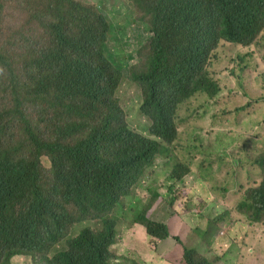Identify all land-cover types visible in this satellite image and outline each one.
Instances as JSON below:
<instances>
[{"label":"trees","instance_id":"obj_1","mask_svg":"<svg viewBox=\"0 0 264 264\" xmlns=\"http://www.w3.org/2000/svg\"><path fill=\"white\" fill-rule=\"evenodd\" d=\"M34 1L6 4L21 8ZM197 1L130 0L125 15L123 9L116 11L122 27L114 23L116 12H109L112 26L99 10L81 2L62 7L61 0H41L35 14L43 30L30 33V38L23 28L8 37L9 45L0 43L5 66L0 72L13 75L9 96L0 103V264L30 254L41 264H143L131 259L132 254L144 259L142 241L149 235L169 236L165 225L144 218L145 228L118 225L112 213L165 145L181 135L178 111L183 102L195 94L212 99L222 90L212 65L223 44L206 34L205 18L194 11ZM169 2L176 5L177 17L153 29L149 44L136 50L141 68L114 55L108 41L113 27L125 46L126 21L153 22L160 6ZM13 61L16 67H7ZM125 76L141 87L140 111L151 121L153 139L131 128L119 102ZM64 115L74 121L73 134L47 147L41 137ZM43 156L51 163L48 175L43 173ZM257 163L264 168V158ZM203 166L178 160L173 177ZM69 195L83 203L84 218L66 217L60 209V199L70 200ZM250 197L258 201L257 207L250 205ZM240 210L251 224L264 220V183L247 190ZM94 220L100 221V229L83 225ZM116 241L126 256L112 252ZM185 252L188 264H199L194 250Z\"/></svg>","mask_w":264,"mask_h":264},{"label":"rangeland","instance_id":"obj_2","mask_svg":"<svg viewBox=\"0 0 264 264\" xmlns=\"http://www.w3.org/2000/svg\"><path fill=\"white\" fill-rule=\"evenodd\" d=\"M40 1L35 0L32 5L26 4L19 8L14 4H6L15 3L16 0H0L5 2L0 11L1 44L9 45L8 37L23 28L30 38V33L43 30L36 21L41 17L35 14ZM79 1L100 5L110 21L109 12L123 9L125 15L128 7L131 8L130 0ZM114 23L123 27L122 16L117 12ZM126 32L127 45L122 46L116 26L113 27L108 40L110 49L114 55L119 54L118 57L125 59L127 53H132L133 62H138L140 57L136 50L146 43L144 22L129 18ZM222 47L219 60L213 61L212 65L214 78L222 87L220 94L212 99L198 95L182 106L179 119L182 131L173 152L174 160L170 163L171 157H159L149 171L159 172L157 178H161L163 172L169 174L174 169L178 160L192 159L198 165H204L201 169L190 167V170L182 171L192 172L196 180L204 178L195 195L190 190L187 192L188 198L192 197L189 208L194 207V210L203 212V217H199L202 222L199 227L195 222L190 231L177 230L181 237L180 245L169 246L167 241L161 249L169 252L172 262H179L184 248H196L197 257L200 253L203 255L201 259L205 260L214 258L218 253L219 260L214 262L218 264H264V220L251 224L240 210V206L246 202L247 190L262 182L257 183L259 171L253 161L264 156V104L259 103L260 99L264 100V44L253 46L245 55H242V48L238 46L223 44ZM9 60L15 59L10 55ZM2 68L5 66L0 63ZM229 70H233L234 74L228 75ZM12 77L11 72H0V100ZM119 97L131 128L147 134L151 122L139 114L141 91L138 86L126 80L120 88ZM243 125L249 126L245 130L238 128ZM43 164L46 169L49 168L46 159ZM248 172L252 173L249 177ZM254 183L257 184L252 185ZM133 191L142 204V194L147 195L139 188ZM257 202L250 197L251 206L257 207ZM116 218L118 225L125 223L123 216ZM206 218L213 219V223L209 224ZM175 227L172 225L174 231ZM221 231L224 236L219 235ZM211 244L214 245L212 249ZM43 246L55 249L47 243ZM118 248H112V252L126 256L125 251ZM11 264H41V259L32 254L20 255L13 258Z\"/></svg>","mask_w":264,"mask_h":264},{"label":"clouds","instance_id":"obj_3","mask_svg":"<svg viewBox=\"0 0 264 264\" xmlns=\"http://www.w3.org/2000/svg\"><path fill=\"white\" fill-rule=\"evenodd\" d=\"M81 2L87 6L94 7L95 9L99 10L102 14L106 16L108 21L112 24V22L109 20L107 15L104 13L102 7L100 5L93 6L87 3H84L79 0H61L62 7L68 6L71 3H77ZM194 11L197 14L202 15L206 20V34L208 37L220 40L219 44H228V45H235L238 46L241 49V52H243L242 55L248 54L251 50V48L258 44H264V0H198L194 6ZM177 17V8L174 3H165L160 6V8L157 11V17L154 19L153 22H150V19L147 18L144 21V27L146 30V43L149 44V41L152 36V31L155 28H160L168 24L170 21L175 20ZM113 26V24H112ZM111 36V34H110ZM130 55V56H129ZM126 59H129V64L131 66H137L141 68V59L139 58L138 62H133L134 57L132 53H127ZM10 67L15 68L16 64L15 61L9 63ZM126 80L133 81L138 88L141 91V87L139 84L131 77V76H125L122 83L120 84L119 90H118V97H119V91L122 86V84ZM216 80V79H215ZM217 81V80H216ZM219 83V82H218ZM9 85H6L3 91V96L0 100V103L9 96L7 89ZM221 87V86H220ZM222 88V87H221ZM198 96V94H195L191 98L187 99L183 102V104L179 107L178 111V118L180 119V111L182 109V106L185 105L187 102L192 100ZM120 102V97H119ZM142 102V95L141 100L139 104V114L141 116L145 117L141 114L140 107ZM259 103L264 104V100L259 101ZM121 104V102H120ZM148 119V118H147ZM150 120V119H149ZM151 122V121H150ZM131 126V125H130ZM151 126V123H150ZM148 129V133H141L137 132L138 134L153 139L154 137L151 135V129ZM249 125H243L239 126L238 128L241 130H245L248 128ZM134 130V129H133ZM74 132V121H72L68 116H61L58 118L55 124V128L51 133L43 134L41 137L42 141H45L48 143L47 147L53 146L59 139L64 137H70ZM243 133H246V131H243ZM180 136H178L177 140L170 144L165 145V148L161 154H159L156 157V161L159 159V157H171L170 163L172 160H174L175 155L173 154L174 149L176 147V144L179 141ZM247 149L243 150L246 151ZM261 157L260 159H263ZM46 159L49 162V168L46 169L44 167L43 161ZM260 159H257L253 161L254 167L257 168L259 171V177L257 179V183L260 181L262 185L264 183V168H261L259 164L257 163ZM42 167H43V173L45 175L49 174L51 163L47 156H43L42 159ZM155 166V161L154 165ZM152 169V167L147 170V172H144L143 176L139 180L137 184H135L129 194L127 196H124L120 199L118 204L115 206V209L112 213L113 220L117 222V216L121 215L124 218L125 223H120L124 225L126 228H145V224L141 221L142 218L146 219L147 221H151L155 224H162L167 227L169 236L164 239H160L154 236H147L145 240L141 243V249L143 250V253L145 255L143 260H140V254H132L131 257L143 264H179L180 261H182L184 264H188L186 259V252L185 248L183 250L182 256L180 257L179 262H172L170 260V254L166 249H161L163 244L167 241H169V246H178L181 244L180 240V234L177 232V230L180 231H190L192 229V226L196 222V224L200 225L202 222L199 220V217H203V212L194 210V207L189 208L185 204V202L191 203V198L187 196V192L190 190L194 193V195L197 193L199 186L204 181V178H201L199 180L195 179V174H192V172H179L180 177L174 178L175 175L174 169H171V172L169 174H165L166 172L162 173L161 178H157L158 181L161 183L164 179L163 184H167L165 186L166 189L169 190V194L167 199H163L158 195V192L150 191L151 188L149 186H157L151 179L155 177V175L159 172H149ZM249 173V172H248ZM192 174V175H191ZM252 175V173H249ZM167 177H166V176ZM166 177V178H165ZM145 181L144 183H142ZM257 183H254L252 185H256ZM170 184V185H168ZM141 185H143L141 189ZM259 185V186H260ZM257 186V187H259ZM139 188L143 191V189H147L151 195V200L148 201L146 204H144V200H142V204L139 202L138 199L135 197L134 189ZM256 188V187H253ZM250 188V189H253ZM186 189V190H185ZM138 191V190H136ZM166 192V191H165ZM147 195V194H146ZM71 197L70 200H68L65 197L60 199V209L65 214L66 217H73L74 219H82L85 217V207L82 202L75 199L72 195H69ZM144 199L146 196H144ZM148 196V195H147ZM155 201V202H154ZM154 202V203H153ZM182 203L183 206H177L178 204ZM193 206V204H192ZM160 214H163L166 218H185L187 215L189 218H186L190 220L192 226L191 227H180L175 228V231L172 229V226H168L165 223L160 222H154L153 218L159 216ZM133 218V222H132ZM207 222L209 224L213 223V219H207ZM89 225L92 226L89 227L90 229L96 228L100 229L101 223L98 220H94L91 223L85 222L83 225ZM197 227V228H198ZM80 228V226H78ZM221 236H224V233L221 231ZM119 247V248H118ZM118 248L125 251L124 255H127L126 249L122 248L121 244L116 241V243L111 247V250ZM89 252H94L96 249H88ZM195 252H197V249H192ZM193 252V259L196 263L201 264H218L214 263L217 260H219V254L217 253V256H215L212 259L206 258L201 259L203 257L202 254L199 253V256L197 257L196 253ZM116 255V254H115ZM164 255L165 257H163ZM118 256V255H117ZM131 258V259H132ZM171 262V263H170Z\"/></svg>","mask_w":264,"mask_h":264},{"label":"crops","instance_id":"obj_4","mask_svg":"<svg viewBox=\"0 0 264 264\" xmlns=\"http://www.w3.org/2000/svg\"><path fill=\"white\" fill-rule=\"evenodd\" d=\"M158 174L159 173H157L156 175H155V177L153 178V179H151L157 186H149V188H151V190L150 191H154V192H158V195L160 196V197H162L163 199H167V197H168V194H169V190L168 189H166L165 188V186L167 185V184H163L162 185V183L164 182V180L160 183L159 181H158V179L156 178V177H158ZM168 176V175H167ZM166 176V177H167ZM165 177V178H166ZM145 181H143L142 183H144ZM168 185H170V184H168ZM186 190V189H185ZM166 191V193H164ZM143 192L145 193V194H147L148 196L144 199V204H146L148 201H150L151 200V195H150V193H149V191L145 188V189H143ZM155 202V201H154ZM153 202V203H154ZM185 204L187 205V206H189L190 205V203L189 202H185ZM177 206H183L182 205V203H180V204H178ZM186 218H189L187 215L185 216V218H175V219H173V218H171V217H169V218H166V217H164L163 216V214H160L159 216H157V217H155V218H153V221L154 222H160V223H165L166 225H168V226H172V225H175L176 227L175 228H179L180 229V227H191L192 226V224H191V222H190V220H188V219H186ZM145 240V239H144ZM210 247H211V249L212 248H214V245L213 244H211L210 245ZM179 264H184L182 261H180V263Z\"/></svg>","mask_w":264,"mask_h":264}]
</instances>
